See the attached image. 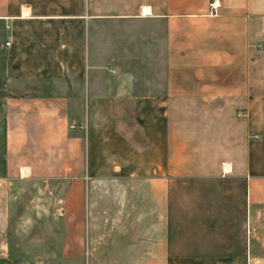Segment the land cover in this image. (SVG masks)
Instances as JSON below:
<instances>
[{
    "label": "crops",
    "instance_id": "1",
    "mask_svg": "<svg viewBox=\"0 0 264 264\" xmlns=\"http://www.w3.org/2000/svg\"><path fill=\"white\" fill-rule=\"evenodd\" d=\"M0 264H264V0H0Z\"/></svg>",
    "mask_w": 264,
    "mask_h": 264
},
{
    "label": "rangeland",
    "instance_id": "2",
    "mask_svg": "<svg viewBox=\"0 0 264 264\" xmlns=\"http://www.w3.org/2000/svg\"><path fill=\"white\" fill-rule=\"evenodd\" d=\"M20 181L18 179L12 184L10 229L19 231L28 237L30 235L43 236L32 240L38 243L42 241V243L61 245L63 238L46 237L48 231L61 232L66 229L65 216L63 215L65 207L58 203L61 197L60 191L51 189V185L57 184L43 182V186L47 184L50 188L42 189V182L34 179Z\"/></svg>",
    "mask_w": 264,
    "mask_h": 264
},
{
    "label": "built area",
    "instance_id": "3",
    "mask_svg": "<svg viewBox=\"0 0 264 264\" xmlns=\"http://www.w3.org/2000/svg\"><path fill=\"white\" fill-rule=\"evenodd\" d=\"M210 6L213 7V8H216V2H215V1H212V2L210 3ZM70 127H71V128H74V127H76V125L72 124V125H70Z\"/></svg>",
    "mask_w": 264,
    "mask_h": 264
}]
</instances>
